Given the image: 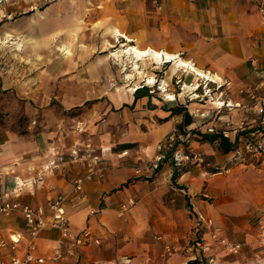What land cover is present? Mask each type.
I'll return each instance as SVG.
<instances>
[{
    "label": "crops",
    "instance_id": "0c3cea01",
    "mask_svg": "<svg viewBox=\"0 0 264 264\" xmlns=\"http://www.w3.org/2000/svg\"><path fill=\"white\" fill-rule=\"evenodd\" d=\"M40 1V7L47 5L39 11L41 17L43 12L46 17L52 16L53 10L60 5L63 14L76 11L83 21L92 20L95 32H105L104 37L109 41L113 37L112 30L118 28L141 48L153 47L178 54L229 82L245 87L256 80H264V23L258 0ZM13 5L0 4V37L7 32L18 34L16 26H23L16 25L17 20L2 18L9 14ZM53 22L49 19L43 25L49 30L44 33L46 41L60 29L67 33L65 41H70L68 31L85 28L65 21L54 30ZM37 36L43 40V36ZM111 91L102 92L109 99V109L98 123L95 136L87 134V122L83 123L82 130L75 132L72 142L57 131L11 135L9 138L2 135L0 202L10 199L46 205L49 194L65 193L72 227L91 228L94 238L98 239L92 240L87 249L102 242L108 249L115 245L119 247L120 256L131 253L129 247L135 242L149 247L150 241L161 238L167 241L185 239L189 244L201 233L206 242L201 247L207 252L211 249L210 243H218L211 237L215 228H220V237L238 240L244 249L256 241L255 235L264 227V155L254 159V162L261 160L258 168L261 176L256 180L259 182L256 185L261 188H230L235 180L232 177L235 169L244 165L251 170L254 162L235 165L232 155L237 151L226 153L220 149L219 141L201 139L198 132H207L213 121L202 113L208 104L194 101L184 104L193 113V121L184 124L182 131H195L180 149L188 152L190 158L186 162L188 171L176 181L178 186L172 181V153L168 155L167 147L162 152L166 157L159 172L136 174L137 168H145L153 161L159 152V142L173 130H181L179 126L185 121L184 111L173 114L172 108L177 107L178 99L180 103L186 102L182 93L180 98L176 95L177 101L167 102V98L155 96L148 89L137 99L136 90L131 94ZM233 99L240 102L244 97L237 93ZM238 110L241 111L239 121L246 119L249 128H264L260 125L262 116L257 112H245L248 111L245 108ZM234 115L235 112L221 114L220 124L234 120ZM228 129L221 131L234 140L237 131ZM124 143L135 146L116 150ZM242 145L245 143L241 142ZM95 151L103 156L106 167L100 177L85 181L83 197H78L73 192L75 180L86 172L84 160ZM131 199L134 204L121 212V204ZM256 212L263 217L254 225L251 218ZM24 228L25 220L20 212L0 215L3 235L9 236L13 230ZM60 236L58 228L44 229L37 239L38 253L51 254ZM184 248L186 246L181 248L182 252ZM187 248L185 254L177 253L170 264H186L192 257L187 254L191 246ZM79 257L80 253L69 257L68 263Z\"/></svg>",
    "mask_w": 264,
    "mask_h": 264
},
{
    "label": "rangeland",
    "instance_id": "374dc122",
    "mask_svg": "<svg viewBox=\"0 0 264 264\" xmlns=\"http://www.w3.org/2000/svg\"><path fill=\"white\" fill-rule=\"evenodd\" d=\"M40 2V0H5L0 3L3 6L14 4L9 14L6 13L2 18L7 21L17 20L16 25L23 26H16L19 29L16 36L27 37V43L22 49L10 42L4 44L0 42V85L3 90H7L4 93L0 92V141L4 139V136L9 138L11 135H39L42 132L57 131L59 135L63 133L72 142L75 132L83 129L84 122H87V134L95 136L98 123L104 119V114L109 109V99L106 95H102V92L115 90L118 93L123 91L131 94L137 88L144 86L151 94L167 98V102L177 101L176 97L180 98L182 93L181 97L186 102L180 103L178 99V104L182 106L194 101L208 104L202 112L207 114L206 118L213 121L207 131L229 130L230 128L238 133L250 130L246 119L239 121L241 111L238 108L248 110L245 112L253 110L261 115L248 97L247 89L262 80L251 82L245 87L225 79L215 82L205 77L192 76L182 69L173 70L174 62L156 63L152 59L140 61L141 68L144 70V76L140 77L132 66V59L126 60V56L123 59L111 56L117 48L126 47L122 46L124 41H128L125 37L124 39L116 37L111 32L113 37L109 38V41L104 37L105 32H95L92 20L83 21L76 11L73 14H63L60 5L53 10L52 16L46 17L43 12L41 17L39 11H43L47 5L40 7ZM49 19L54 20V30L67 21L71 24H81L85 28L80 31L79 28L68 31L72 38L70 41H65L68 39L67 33H64L62 29L58 30L61 31L60 35L56 31L46 41L44 33L49 30L47 31L46 26L43 25ZM27 24L31 26H24ZM74 30L78 32L76 38L71 34ZM37 34L43 36V40L38 36L35 37ZM5 35L0 37V40L4 39ZM67 42L73 51L70 56L64 55L58 49L60 45ZM129 73H132L131 77H127ZM149 76L154 77V83H149ZM186 83L190 87L185 89ZM198 83H200L199 87L195 88ZM205 83H209L210 89ZM168 92L174 94V99L168 98ZM237 93L244 97L243 101L237 102L233 99ZM216 101H223L224 104L213 103ZM78 108L82 109L77 111ZM133 110L132 108V112ZM189 112L193 115L190 110ZM193 112L202 114L201 111ZM229 112H235L234 120L229 119L221 125L222 121H219V117L221 114L229 115ZM260 125L263 126L264 123ZM260 130L248 131L242 140L237 141V149L233 150L237 151L236 155H232L235 165L254 162L257 156L264 155V152L247 147L248 143L257 145L264 141V128ZM187 133L190 134L189 139L193 132L190 129L182 132V134ZM241 142L245 145L240 146ZM94 153L100 154L98 151ZM188 160L184 159L185 163ZM260 163L261 160H255L251 170L244 165L235 169V174L232 176L235 180L231 182L230 188H261L260 185H256L259 183L256 180L261 176V171L258 170ZM262 187L264 188V184ZM262 217L256 212L251 221L256 225ZM263 230L264 227L255 235L256 241L249 243L245 249L238 240L231 237L229 239L220 237V235L213 237L211 233V237L218 240V243L215 245L210 243L211 249L207 252L201 247L206 243L205 240L202 245L197 244L203 236L202 233L191 239L189 244L185 239L167 241L161 238L155 239V242L150 241L149 247L135 242L129 247L132 254L127 253L123 256H120L119 247L116 245L108 249L109 247L100 242L88 250V243L71 256L76 257L80 253L79 259L70 261L68 264H170L172 258L182 252L181 248L184 246L186 248L183 249V254L187 251V247L192 248L187 253L192 257L186 264L196 258L200 261L199 264H264ZM93 234L95 237L94 232ZM167 244L177 248L173 255L165 254Z\"/></svg>",
    "mask_w": 264,
    "mask_h": 264
},
{
    "label": "built area",
    "instance_id": "2783aa9c",
    "mask_svg": "<svg viewBox=\"0 0 264 264\" xmlns=\"http://www.w3.org/2000/svg\"><path fill=\"white\" fill-rule=\"evenodd\" d=\"M5 0H0V3ZM159 3L160 0H155ZM259 1V12L261 21L264 23V0ZM264 41V38L262 39ZM206 84V83H205ZM206 87L210 89L209 83ZM197 90V89H196ZM248 97L253 101L254 108L261 114V123H264V80L255 86L247 89ZM190 134L179 133L177 129L169 133L165 140L158 144V154L146 168H137L136 174H150L154 172L161 160L164 158L163 150L166 146L173 145L177 142L185 143ZM249 149H255L264 152V141L257 145L248 143ZM190 157L181 152V150L173 153V160L176 165H183L184 159ZM86 172L75 180L73 192L78 197H83L84 183L86 180H93L100 177L105 169L103 156L99 153H93L89 158L84 160ZM68 195L62 192L49 194L46 205H33L18 200H3L0 202V215H9L13 211L20 212L25 220L24 229H15L9 236L3 235L0 229V264H68V258L75 255L79 248L84 247L94 238L91 228L75 229L72 227L68 209ZM134 204L131 199L121 204V212H125ZM210 224L212 222L210 221ZM58 228L61 236L58 240L56 248L51 254H39L37 239L40 233L48 228ZM220 228L213 230V237L219 235ZM264 235V230H263ZM203 236L198 240V245H202ZM165 254L173 255L177 248L173 245H166Z\"/></svg>",
    "mask_w": 264,
    "mask_h": 264
},
{
    "label": "bare ground",
    "instance_id": "6f19581e",
    "mask_svg": "<svg viewBox=\"0 0 264 264\" xmlns=\"http://www.w3.org/2000/svg\"><path fill=\"white\" fill-rule=\"evenodd\" d=\"M59 35L61 34V31H58ZM113 34L116 37H125L128 41H133L132 37H129L125 33H123L118 28H115L113 31ZM74 38L78 37V32L74 30L71 33ZM58 36V35H57ZM128 41H124L122 48H117L111 53V56H115L118 59H123L124 56L127 57L126 60L129 58L133 60V68L136 70L137 74L140 75V77L144 76V70L141 68L140 61H145V59H152L153 62L156 63H166V62H174L173 63V70H185L186 72L190 73L192 76L196 77H205L208 80H212L215 82L223 81V78L218 74H212L211 72L205 71L197 67L193 62L188 61L178 54L170 53L168 51H164L163 49H155L153 47H147V48H141L137 44L128 43ZM0 42L4 43H12L13 45L16 44V47L19 49H22L25 43H27V37L22 36H16V34H13L11 32H7L4 39H1ZM62 53L66 56H70L73 54L71 45L67 43H64L59 46V48ZM161 67V66H160ZM132 73H129L127 77H131ZM150 77V76H149ZM155 79L154 77H150L149 83H154ZM200 83H198L195 88H198ZM190 86L186 83L185 89L189 88ZM192 87V86H191ZM167 90V89H166ZM168 98L174 99V94L168 93ZM213 103H219L224 104L223 101H216Z\"/></svg>",
    "mask_w": 264,
    "mask_h": 264
},
{
    "label": "trees",
    "instance_id": "16d2710c",
    "mask_svg": "<svg viewBox=\"0 0 264 264\" xmlns=\"http://www.w3.org/2000/svg\"><path fill=\"white\" fill-rule=\"evenodd\" d=\"M145 89H148V88H145L144 87H141V88H138L135 92V98L137 99L138 97H141L143 95H145L144 93V90ZM7 90H3L1 85H0V92L4 93L6 92ZM82 108H78L77 111H80ZM184 111V117H185V121L183 124H181L179 127L181 128V130L178 129L179 133H182L184 131H182V127L183 125H189L191 124V122L193 121L192 120V115L190 114L189 110L187 107L185 106H177V107H174L172 108V113L173 114H179L181 112ZM78 113V112H77ZM257 129H259V127H252L250 128V130H244L243 132H238L236 134V137L235 139L233 140L230 136H227L224 132H222L221 130H218V131H207V132H202V131H199L198 133L201 134V139L203 140H208L210 142H214V141H219V146H220V149L223 151V152H229V151H232V150H235L237 149V141L240 139L241 135L242 134H245L247 133L248 131L249 132H253V131H257ZM192 131H195V129H191ZM181 131V132H180ZM259 131H261L259 129ZM264 132V131H263ZM25 134V133H23ZM189 140V139H188ZM187 140V141H188ZM186 141V142H187ZM185 142V143H186ZM185 143H175L173 145H169V146H166L167 148H169V151H168V155L170 156L171 154V159H172V165L174 167V172H173V175H172V181L178 186L177 184V179H179V177L185 173L186 171H188V166L186 165V163H184L183 165H176L175 161L173 160V153L175 151H178L181 149V146H183ZM135 146V144H131V143H124L120 146H117L116 147V150H120V149H127V148H131ZM165 147V148H166ZM186 155L189 156V153L188 152H182ZM166 156H164V158L161 160V162L159 163V166L158 168L155 170V173L159 172L161 169H162V162L163 160L165 159ZM190 157V156H189ZM179 187H183V186H179ZM200 261L198 260V258L194 259V260H190L188 262V264H199Z\"/></svg>",
    "mask_w": 264,
    "mask_h": 264
}]
</instances>
